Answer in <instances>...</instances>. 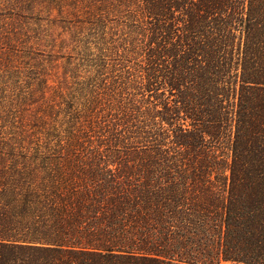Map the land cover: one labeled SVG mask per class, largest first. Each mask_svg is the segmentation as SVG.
Segmentation results:
<instances>
[{"label": "trees", "instance_id": "1", "mask_svg": "<svg viewBox=\"0 0 264 264\" xmlns=\"http://www.w3.org/2000/svg\"><path fill=\"white\" fill-rule=\"evenodd\" d=\"M99 1L141 65L0 137V264H264V0Z\"/></svg>", "mask_w": 264, "mask_h": 264}, {"label": "rangeland", "instance_id": "2", "mask_svg": "<svg viewBox=\"0 0 264 264\" xmlns=\"http://www.w3.org/2000/svg\"><path fill=\"white\" fill-rule=\"evenodd\" d=\"M21 1L25 0H0V137L5 141L11 128L25 127L36 133L38 120L49 121L42 116L49 113L47 103L58 96L57 103L69 112L76 95L72 89L78 83L87 80L88 85V78L96 76L107 86L116 82L123 87L133 80L129 73L134 74L141 65L139 58L127 57V20L113 13L108 4L109 13L101 14L104 19L96 13V7L103 5L99 0ZM95 22L94 29L91 23ZM119 61L126 67L115 68ZM125 74L128 82L121 81ZM131 94L128 90L124 98ZM148 148L139 145L131 152ZM8 152L6 149L5 154Z\"/></svg>", "mask_w": 264, "mask_h": 264}]
</instances>
